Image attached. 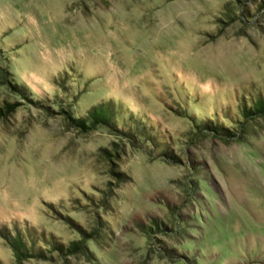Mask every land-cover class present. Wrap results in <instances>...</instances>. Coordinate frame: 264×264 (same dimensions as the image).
Here are the masks:
<instances>
[{
  "label": "rangeland",
  "instance_id": "1",
  "mask_svg": "<svg viewBox=\"0 0 264 264\" xmlns=\"http://www.w3.org/2000/svg\"><path fill=\"white\" fill-rule=\"evenodd\" d=\"M258 98L264 0H0V104H18L0 119L1 264H264V116L242 108ZM107 101L157 145L64 111ZM15 227L87 252L17 262Z\"/></svg>",
  "mask_w": 264,
  "mask_h": 264
},
{
  "label": "trees",
  "instance_id": "2",
  "mask_svg": "<svg viewBox=\"0 0 264 264\" xmlns=\"http://www.w3.org/2000/svg\"><path fill=\"white\" fill-rule=\"evenodd\" d=\"M61 83L63 84L64 81L61 80ZM12 87L18 93H21L23 97H26V99H30L23 90L24 88L22 86L15 85ZM17 105V102L9 101H4L2 104H0V119L7 118L9 115H11V113L15 111ZM242 108L245 119L249 118L250 120H253L258 115L264 116V98H258L256 101L252 102V104L248 108ZM64 111L70 119V125L77 128L81 132H89L92 129H95L98 125H102L103 127H106L109 130L120 135L121 137L128 138L131 141H138V137H143V140H148L155 146L157 145V134L152 132V130L147 129L144 122H141V120H129V122H127L126 124H122L123 121L121 119V109L120 107L114 105L111 101L101 102L93 105L87 111V114H84L80 117L72 116L69 110ZM215 120L217 121V119ZM196 126L197 132L208 131L223 140L235 138L237 136V133L233 131V128L229 129L220 124H213V122H211L210 120H207L202 124ZM109 155L112 154L109 153ZM160 156L164 157L167 161L177 162L179 160V157L175 154L163 150ZM111 173L116 177L118 181H123L124 175L122 172L112 169ZM141 226L142 231L149 235H153L156 231H162V228L156 220H151L146 225L142 224ZM163 227L167 228L166 225H164ZM100 230L101 229L99 226L91 232L83 231L84 239L87 236L101 237ZM2 235L11 246L17 262L29 259H52L54 252L65 258L69 255H76L79 253L87 252V246L84 239L69 241L65 245L60 240L55 241L53 238L47 239L42 236L41 241L48 246L47 248L43 249L41 245H38L40 238H35L34 232L30 231L29 229H27L26 232H23L19 228L15 227L13 234L9 233L8 231H2Z\"/></svg>",
  "mask_w": 264,
  "mask_h": 264
}]
</instances>
